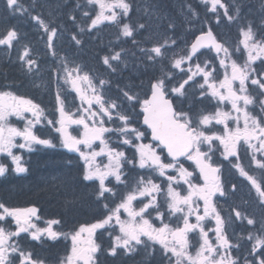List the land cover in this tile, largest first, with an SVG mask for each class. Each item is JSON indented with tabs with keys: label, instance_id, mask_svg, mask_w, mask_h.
<instances>
[{
	"label": "snow or ice",
	"instance_id": "snow-or-ice-1",
	"mask_svg": "<svg viewBox=\"0 0 264 264\" xmlns=\"http://www.w3.org/2000/svg\"><path fill=\"white\" fill-rule=\"evenodd\" d=\"M203 2L211 5L209 11L216 14L217 23L222 18L228 23L240 18L241 6L236 0H232L231 6L223 0ZM88 4L98 9L95 16L84 13L90 19L87 24L89 33L107 21L118 26V41L121 37L131 39L136 49L131 55L124 49H110L109 53L100 57L102 65L112 74L118 68L120 71L131 68L136 74L151 75L146 85L144 81L140 85H117L119 94L116 99L107 98L104 91L107 82L103 79L96 82L95 77L75 60L67 56L58 57L54 46L58 29L39 15H33L31 19L47 35L48 51L54 58L58 57L56 67L51 71L57 80L62 79L65 84H71L80 100L79 108L70 113L61 99V93L57 91L59 118L47 120V125L55 129L63 148L78 153L84 161L83 181L99 182L97 203L101 199L108 200L107 194H111L112 198L119 195L115 185H106V181L111 183L109 177H113L117 185L124 184L127 188L124 174L126 165L133 169L138 167L151 175L141 176L132 189L121 196L115 207L105 203L103 209L107 214L102 218L90 224H81L75 229L70 236L71 249L60 259V264H98L97 256L102 248L94 237L98 230L108 228L117 233L110 237L111 245L106 250V254L113 257L121 252L125 255L136 253L141 247L145 249L146 255H152L147 251L151 242L153 247L160 245L163 255L168 258V264H173V261L174 264H264V226L255 233L249 232L247 236H237L236 243L227 234L228 224L246 222L247 226L254 228L258 221L238 207L231 209L227 219L221 214L216 201L227 198L230 193L235 194L239 185L233 184L228 189L221 180L222 168L213 159L215 151H220L223 161H228L239 176L248 182L249 194L254 190L257 207L264 209V179L258 180L250 175L240 158V149L246 146L245 151L250 152L249 166L255 165L264 170V71L253 67L258 60L264 64V37L256 39L258 31L251 22H247L240 25L238 31L241 39L233 49L219 40L209 27L207 31L201 30L190 45L170 56L169 49L176 46V40L166 37L163 43L155 42L151 47L141 46L151 37L138 41L134 36L146 25L121 23V17H128L131 9L127 0H88ZM5 5L13 15L28 11L19 4V0H5ZM230 7L235 9L234 14H230ZM218 9L223 10L222 16ZM189 11L196 15L191 6ZM70 19L75 23V17ZM174 27V24L169 23V30ZM259 28H264V17ZM84 32L85 28H80L79 32L71 35V41L78 47L82 46L79 36ZM19 39L20 34L14 26L0 33V45L8 48ZM204 49L214 54L212 58L193 64ZM244 54L246 59L243 63L234 58ZM18 59L26 73L40 71L38 60L31 56L29 46L23 48ZM221 71L223 77L217 79ZM177 74L185 78L174 84ZM135 88L142 90L134 91ZM250 88L257 89L258 95H250ZM197 91L199 97L195 95ZM185 100L188 101L187 110L183 106ZM205 101L215 102L214 112H205L203 109L193 111L196 103ZM257 102L261 113L259 116L249 111V106ZM125 104L131 111L125 108ZM137 105L139 110L136 109ZM227 105H230V109L226 111ZM27 114H30V118H27ZM13 116L24 120L22 129L9 123V117ZM141 116V123L146 126L143 131L133 126L135 118ZM44 119V110L32 99L9 90H0V154L11 158V166L0 163V176L10 170L16 174L27 172L21 156L14 153L15 148L33 151L35 146L56 147L51 139L42 138L36 133V126ZM116 121L122 127L113 129L105 126ZM230 124H234V127ZM72 125L82 129L79 136H73L69 131ZM215 126H222V132L209 134L211 127ZM113 132H118L121 137L119 147H111L106 139ZM149 132L151 142L144 143ZM16 138H20L23 143L17 144ZM97 141L99 151L93 149ZM216 142L218 146L214 147ZM205 146L207 151L202 150ZM124 147L134 150L132 159H128L126 152L120 150ZM102 156H106L108 162L101 167L96 160ZM185 162H190L189 167L194 165L191 171L185 167ZM156 175L166 182V189L161 183L154 182ZM142 199L147 202L139 208L134 207V202H142ZM243 203L246 205L248 202ZM165 204L167 210L162 211ZM38 212L35 206L10 208L0 202V264H46L32 250L19 244L18 240L24 238L22 234L35 242L45 239L55 242L61 236L68 238V234L54 230L53 225L59 224V220H49L46 227H38L34 222L39 219ZM152 212L156 214L155 219L160 221L159 227L147 218ZM123 214H126L124 219ZM165 216L182 220V223L173 227L164 222ZM193 217L195 222H192ZM9 218L15 225V231L4 226ZM211 221H214L215 226L206 228V222ZM261 223L264 225V221ZM197 232L199 248L193 255L190 252L192 245L189 243V234ZM211 234H214V241ZM242 242L251 247L245 249L241 258Z\"/></svg>",
	"mask_w": 264,
	"mask_h": 264
},
{
	"label": "flooded vegetation",
	"instance_id": "flooded-vegetation-1",
	"mask_svg": "<svg viewBox=\"0 0 264 264\" xmlns=\"http://www.w3.org/2000/svg\"><path fill=\"white\" fill-rule=\"evenodd\" d=\"M65 36H60L58 37V45L59 48L62 51H65L64 53L67 54L68 56L71 54H75L78 52V46H76L74 44L73 41H71V35L69 32H64ZM75 33V32H74ZM87 35V36H86ZM81 39L87 40L88 39V34L84 33L81 37ZM139 38V36H138ZM121 41L125 42V38L121 37L120 38ZM138 40V39H136ZM223 41V39H222ZM91 42L90 39L87 40V49H88V44ZM223 42H225L226 44L228 43L226 40H224ZM4 46V45H2ZM125 46V45H124ZM6 47V46H5ZM231 48L235 49L237 47H234L233 45L230 46ZM4 48V47H3ZM10 49L7 48V56L10 55ZM241 50H242V46H241ZM208 55L209 58L211 59L212 56L214 55L213 53L208 52L207 50L202 51L201 55L199 57H197L196 60H198L201 56H206ZM235 59L238 60L239 63H243L244 60L246 59V54L244 55H240L237 57H234ZM6 65L10 66L11 64L7 63ZM254 68H257L259 71H264V64H261L260 61H256L255 64L253 65ZM158 70H159V65H157V74H158ZM2 70H0L1 73ZM5 71V69H4ZM3 73L2 78L0 79V90H9L12 92H16V95L19 96H23L25 98L28 99H32L34 101V103H37L40 105V107L44 110L45 113V119L42 120V122L36 126V133L37 135L41 136L42 138H47V139H51L53 141V143L56 145L55 148H44L42 146H35L33 151H29L27 149H20V148H15L13 151L15 154L21 156L22 158V163L23 166L27 168V172L25 173H21V174H16L15 172H12L11 170L6 173L4 176H0V180L1 179H6L8 182L10 183H16L19 182L21 180L28 182L31 179H35L38 174H43L46 173L45 167L44 166H40L39 168H33L34 166H31L32 163L37 162V160L33 159L31 155H33L34 153H40L39 155H41L43 158L39 159L38 162L41 163H45V161H47L48 159V155L46 153V151H57L56 155L61 158L62 156H66V160L69 161L67 164H65V168H70V169H74L73 166L75 167L76 172H78V168H79V163L81 165V171L78 172L81 181L83 182L84 185L87 186V190L86 194H87V198L89 200V207H85V211L87 212L83 218L79 219V218H71L69 219L68 217H66V213L67 210H65L64 212H57L60 214H56V212H54L53 210H50L42 205H40L39 200L36 201H32V200H28V201H21V200H9V202H4V204H8L6 205L7 207L10 208H27L30 206H35L38 208L39 212V219L38 220H34V222L38 225V227H46L47 224L46 222L49 220H59L60 223L57 225H53L54 230L60 232V233H64V234H68V238L65 239L63 236L60 237V239L58 241H49L47 239H45L43 242H35V241H30L29 239L26 238V234H22V237L18 240L19 244L21 246H23V248L25 249H29L32 250L37 256H39L40 258L44 259L46 261V264H60V259L64 256H66L67 252L70 251L71 246H72V242H71V233L74 232L75 229H77L81 224H90L92 222H94L96 219L98 218H102L103 215H106L107 213L104 211L103 209V205L105 203H109L110 207H115L116 203L120 202V198L122 195H124L126 192L130 191L133 187V185L135 184V182L141 177V176H145L147 177L148 175H151L150 173H147L144 170H140L138 167L133 169L130 165H126L124 167V174H125V181L127 183V188H125L124 184H119L117 185V182L115 181V179L113 177H109L108 180L111 181V183H108V181H106V185L108 187H113L114 185L115 187V191L119 194L117 195L115 198L111 197V194H107L109 199L105 200V199H101L99 200V202L97 203V192L99 189V182L95 181H83V170H84V162L80 159V156L78 153L75 152H69L67 149L63 148L60 144V139L58 134L55 132V129L49 125H47V120H56L57 119V115L59 114L57 111V103H56V94H50L49 92H47V90L45 89V82L42 81L41 82V92L38 96H33V97H27L24 95V93H22V89L21 91H17L16 88L14 87V80H13V72L12 69H10V75L8 76L7 81H4V77H5V72ZM151 75V73H147V74H143V75H139L136 74V77L134 79V83L135 85H140L141 81H144L145 85L147 84V80H148V76ZM223 77V72L221 71L218 76L217 79H220ZM185 77L177 74L176 75V79L175 81H173L174 84H178L182 79H184ZM197 83H199V81H197ZM125 85V84H124ZM123 85V86H124ZM121 86V87H123ZM171 86V85H170ZM238 87V84H237ZM141 88H135L134 91H141ZM105 94L106 97L109 99H116V97L118 96V90H111V87L109 88V86H105ZM62 92V96L65 97H74L73 99L70 100V104L67 106L69 109H72V106L75 104L77 106H79L80 104V100L77 99V97H75V95H70L72 94V91L69 92L67 91V88H62L61 89ZM192 93V89H189V94L191 95ZM249 94L253 95V96H257L258 95V90L257 89H253L250 88L249 90ZM196 97H199V92L197 91L195 93ZM144 98V97H141ZM125 108L128 109V111H131V108L125 104L124 105ZM184 109L187 110V106H188V101L185 100L184 101ZM215 102H207L205 101L204 103H196L195 107L193 109L194 112H199L201 109H203L205 112H214L215 111ZM136 109L139 110V106H136ZM230 109V105H227L225 107V110H229ZM249 111L252 112L253 115H261L260 113V107H259V103L257 102L255 105L249 106ZM55 114V116H54ZM14 118L16 117H9V123L12 124L15 127L18 128H23L24 127V120H21L20 118H17V120H14ZM27 118H30V114H27ZM142 116L139 118H135V122H134V127H137L139 130L143 131L144 128L146 126L142 125ZM105 126L110 127V128H117V127H122V125H120L119 121H116L115 123H108ZM230 126L234 127V124H230ZM78 129H80V127H78ZM223 128L222 126H215V127H211V130L209 132V134H211V132H222ZM51 133L54 134L55 136H51ZM71 134H75L77 136H79V133H74L73 131L71 132ZM106 139H108L109 141V145L111 147H119L118 142L120 141L121 137L119 136L118 132H113L111 135L106 136ZM57 141V142H56ZM144 143H150L151 142V135L150 132L147 134V138L143 141ZM16 143H23V141L20 138H16ZM139 143V141L137 142ZM218 146V142H216V145L214 147ZM100 145L98 144H94L93 145V149L96 151H99ZM246 146L241 147L240 149V158H241V162L243 163V165L245 166L246 170H248L249 174L256 177L258 180L259 179H264V170L258 169L255 167V165H250V152L245 151ZM84 150V149H82ZM120 150H123L126 152V155L128 157V159H132L133 158V151L132 149H129L127 147H124ZM202 150L207 151V146H205ZM55 155V157H56ZM213 159L216 161L217 164H219L222 168V173H221V180L222 182L226 185V187L228 189L232 188L233 184L239 185V190L235 193V194H229L227 196V198H221L218 199L216 201L217 207L221 210V214L227 219L229 212L231 211V209L233 207H238L239 210L248 213L250 216H254L257 219V224L255 225V227H250L246 225V222L244 224H241L239 221H236L234 223L228 224L227 227V234L229 235L230 238H232V242L236 243V237L240 236V235H244L247 236V234L249 232H257L259 229H261L262 223L261 221H264V209H260L259 207H257L256 202H255V192L254 190L252 191L251 194H249V184L248 182L243 178L239 176V173L236 172L233 168L232 165L228 162V161H223L221 155H220V151H215V154L213 156ZM56 160H59L56 157ZM108 162L107 157L106 156H102V157H97L96 163L101 164L102 162ZM165 162H169V161H165ZM0 163H5L9 166H11V158L10 157H6V154H0ZM190 162H185V167L189 168V171L192 170V167H189ZM43 165V164H42ZM103 165H101L102 167ZM42 169V170H41ZM169 174H174V173H169ZM133 178V179H132ZM132 180V181H131ZM154 182L156 183H161L163 185V187L166 189L167 184L165 181H163L161 178L158 177V175L154 176ZM183 194V193H182ZM243 201H247L248 203L245 205L243 203ZM147 200L146 199H142V202H134V207H141L143 205V203H146ZM163 203V201H161ZM162 211H166V204L164 205V207L161 209ZM155 212L151 213L150 217H147L149 219H152L154 225L156 227L160 226V221L155 219ZM126 218V214L122 215V219ZM164 222L165 223H170L173 227H175L177 225V223H182V220L178 221L175 219H170L169 217L165 216L164 218ZM192 222H195V218H192ZM10 227L12 228V231H15V225L14 223L11 221V219L9 218L8 222ZM214 225V221L211 222H206V228H213ZM118 231V229H117ZM117 233L112 231L111 228H108L107 230L101 231L98 230L94 239L96 241V243L98 245H101V252L98 253L97 259H98V264H168V258L165 257L163 255V251L160 247V245H155L153 247V245L151 244V242H149V246L147 251L152 253V255H146L145 254V249L144 248H139L138 251L136 253L133 254H128L125 255L123 254V252H121L120 255L118 256H110L106 254V250L110 247L111 245V236L116 235ZM213 236V241H214V234H211ZM199 233H190L189 234V243L190 245H192V247L190 248V252L195 255L196 250L199 248ZM251 245L245 242H242V247L240 250L239 255L241 256V258L243 257V255L245 254V249L250 248ZM234 254H236L234 252ZM174 264V261H173Z\"/></svg>",
	"mask_w": 264,
	"mask_h": 264
},
{
	"label": "rangeland",
	"instance_id": "rangeland-1",
	"mask_svg": "<svg viewBox=\"0 0 264 264\" xmlns=\"http://www.w3.org/2000/svg\"><path fill=\"white\" fill-rule=\"evenodd\" d=\"M85 1H86L85 3H81V6L79 7L77 6L79 9L71 7L69 11L71 13L78 11L80 14L77 17L78 23H81L83 24V26L87 27V23L85 21L86 17L84 16V13L87 12V8L89 7V4H88V0H85ZM23 2L19 1V4L23 8L29 9L28 7L31 6L33 10L34 9L38 10V11L34 10L35 13L32 14L31 16L39 15L46 23H50L51 26L59 25L60 22H62L61 18L63 17V14H59V10L58 8H56V5H55L58 3V0H30V1L23 0ZM127 2L131 4L129 16L121 17V23H130L132 25H137V24L146 25L145 29L141 30L134 36V38L138 39V41H145L146 37H151L149 41H145V43L142 44L141 46L151 47L153 43L155 42L163 43L166 37L172 39V36H173L174 38L173 40H176L177 44L174 48L169 49L170 56L172 53H179L181 49H183L186 45H188L187 37L188 39H190V34L192 33V31L198 30L197 33H200L201 30L204 31L208 29L209 27H211L212 30L221 39H224L228 42L227 43L228 46H231L232 41L230 37V32L228 31V28L226 27V25L232 26L234 24L232 27V30H234L237 33L238 42H239V40L241 39V37L239 36V31H238L240 25L245 24L247 22H251L253 24L254 29H256V26H257L256 22H258V26H259L261 18L264 17V0H260L258 7L254 9H252L251 6L248 5V2H246L244 8H242L240 11V18L234 23H228L227 21L226 22L221 21L220 23H217L216 16H214L215 14L209 11L211 5L210 4L206 5L203 2V0H169L170 7H167L165 5L164 6L160 5L156 1L149 3L147 2V0H127ZM236 3L240 4V6L242 7L244 4V0L243 1L236 0ZM194 4H197L196 9L199 10V14H202L201 11H203V14H205V16L195 18V15L192 14V11H189V6L190 5L193 6ZM228 4L229 5L232 4V1L229 2ZM35 6H37V8H35ZM116 11L119 12L120 10L116 9ZM218 11L221 14L223 13L222 9H218ZM258 11L263 12L262 15H259V13H257ZM8 12L11 14L10 18H13V20L15 21L17 18H19L22 15L20 13L13 15L9 10ZM194 12L196 13V11ZM234 13H235V9L230 7V14H234ZM253 13L257 15L258 21L253 22L252 20L248 19V17H251ZM199 14L196 13V15H199ZM4 20H0V33L6 31L9 27H12L11 24L10 25L8 24V26L7 25L5 26V23L9 20V18H6L7 20V21L5 20L6 22ZM169 23L174 24L175 27L173 30L168 29ZM76 25L77 23L74 24V26ZM30 26L34 34L33 36L34 40H32V43L36 47H39L35 49L36 53H34L32 51V48L30 47L31 56L34 58H39L41 57V55H43L48 60L47 66H50V72L48 73L49 78H50V87L47 90L50 91V94H55L54 90L56 89L57 82L60 81L63 84H65V82L62 79L57 80L55 77V74L51 71L53 68L56 67L57 58L59 56H67L69 59L75 60L74 58L77 56V54H71L68 56L67 54L64 53V51H62L59 48L57 37L63 36L64 34L60 35L59 33H57V36L54 37V46L58 54V57L54 58L47 49V45H46L47 35L43 32V29H41L39 25L32 19H30ZM40 32H41V35H40ZM175 35L178 37L175 38ZM257 36L259 37V35ZM129 42L132 44L131 39H129ZM93 56L94 58H97V59L99 58V57H95V55ZM137 56H139V53ZM208 58H209L208 55L203 56V57L201 56L198 60H194L193 64H195L196 62L203 63V61ZM87 59L88 58L84 56L82 60L85 61ZM80 64H82L84 67V70L88 72V67L86 66V64L85 63H80ZM120 67H122V65ZM106 71L109 74L108 75L110 78L109 84L111 86H117V85L121 86V84H125V82H127L128 80L133 79L134 74H136L133 72L131 68L124 70V71H120L118 68L115 74H112L110 70H106ZM38 81L39 79L36 78V80H34V84ZM65 85H66L67 91L69 92L72 91V94L70 95H75V97H77V94L72 89L71 84H65ZM60 87H62V84H60ZM57 88H58V85H57ZM73 98H74L73 96L72 97L61 96V99L65 103L66 110L70 113H74L80 106V104L79 106L74 104L72 106V110L67 107L70 104V100ZM77 99L79 98L77 97ZM57 116H58L57 117L58 119L59 114ZM14 120H17V117L14 118ZM69 131L80 133L82 129L81 128L78 129V126L72 125L69 127ZM73 136H77V135L73 134ZM105 162L106 161L102 162L100 165L106 164Z\"/></svg>",
	"mask_w": 264,
	"mask_h": 264
},
{
	"label": "trees",
	"instance_id": "trees-1",
	"mask_svg": "<svg viewBox=\"0 0 264 264\" xmlns=\"http://www.w3.org/2000/svg\"><path fill=\"white\" fill-rule=\"evenodd\" d=\"M23 2V0H19ZM30 1V0H29ZM153 1L158 2L160 5H165L167 7H170L169 0H149L148 2L151 3ZM229 1V0H223V2ZM0 20H6V18H9V20L6 22L5 20V26L8 24L14 26L19 34L20 39L23 41L21 43H18V47L16 48L14 58H13V64L10 66L3 65L1 66L0 70V79L3 76V71L5 69V77L4 81H7L8 76L10 75V69H12L13 72V80H14V87L17 89L19 88V85L22 84L25 87L26 93L33 92V88L30 85V82H27L29 79L28 73L24 70V68L21 65L20 60L18 59L20 51L27 45L32 48V51L36 53V47L33 45L32 40L33 39V31L30 26V15L34 14L33 9H28L27 12L22 14L19 18L13 20V18H10L11 14L8 12L5 3V0H0ZM85 0H58V3L55 4L56 8L59 10V14L66 15L68 13L71 14L69 11L72 6L79 7L81 6V3H85ZM24 3V2H23ZM34 5V4H32ZM197 5H195L196 7ZM31 7V6H30ZM73 7V8H74ZM77 7V8H78ZM37 8V6H35ZM98 9L95 5H89L87 8V12L90 14V16H95L96 11ZM35 11H38L37 9ZM78 12V11H77ZM73 12L72 15H75V17H78L80 14L79 12ZM2 17V18H1ZM4 18V19H3ZM70 19V18H68ZM77 19V18H76ZM18 21V23H17ZM67 24V28L71 29L73 25H71L69 21H65ZM24 24V25H23ZM114 24L105 23L104 25H98L96 30L93 31V35L95 38V41H92L88 44V51L85 52L86 47L85 43L87 40H82V46L78 47V51L81 54L79 58H83L84 56H87L88 58V72H90L94 77L100 76L101 79L104 80V78L110 79L109 74L106 71L107 69L105 66L102 65L100 62V57L103 55L109 53L108 47L106 44L103 43V37L105 35H110V38L105 39V41H109L111 38H114L118 36V26ZM85 32H88L87 29ZM87 36V35H86ZM194 32L191 33L190 41L194 39ZM173 37V36H172ZM176 37V35H175ZM135 39V38H134ZM118 43H122L121 47L124 45V49L131 55V53L135 52L136 49L129 42V39H126L125 42L121 40H117L113 45H118ZM85 47V50H83L82 53L84 55L82 56V48ZM95 57H99L94 58ZM138 55V53H137ZM38 60V65L40 71L37 74H40L43 76L45 71L47 69H50V66L48 65V60L45 58V56L41 55V57L36 58ZM36 74V73H35ZM48 77V76H47ZM135 78L128 80L125 82V84H135L134 81ZM108 81V80H107ZM56 155V153H55ZM54 155V156H55ZM32 156V155H31ZM51 156L48 157L47 161L45 163L38 162L39 159L36 156H32L33 159L36 158L37 162L33 163V168H39L40 166H44L46 173L38 174V176L35 179H31L28 182L26 181H19L16 183H10V182H0V201L1 202H9V200H21V201H36L39 200L40 205L53 210L56 212V214H60L57 212H64L67 210L66 217L69 219L71 218H83V216L87 213L85 211V207H89V200L87 198L86 191H88L87 186L83 184V182L80 179L79 173L80 169L78 168V172H76L75 167L74 169L65 168V164H67L69 161L66 160V156H62L59 158L57 155L56 157L59 160H56V157ZM43 164V165H42ZM42 170V169H41ZM8 205V204H6Z\"/></svg>",
	"mask_w": 264,
	"mask_h": 264
}]
</instances>
